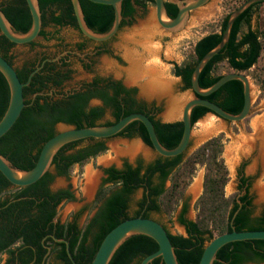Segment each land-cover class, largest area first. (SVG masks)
<instances>
[{
    "label": "trees",
    "instance_id": "obj_1",
    "mask_svg": "<svg viewBox=\"0 0 264 264\" xmlns=\"http://www.w3.org/2000/svg\"><path fill=\"white\" fill-rule=\"evenodd\" d=\"M59 1H67L65 12L46 16L40 10L41 27L43 28L50 22L58 25L71 24L78 27L70 0H38L39 8ZM79 2L84 20L89 28L96 32L109 30L114 19L112 5L96 3L90 0H79ZM134 2L143 8L154 1L134 0ZM262 2L250 4L236 17L227 42L200 71L198 82L201 87L210 86L222 75L215 72V67L219 62L226 61L233 71H245L256 64L262 49L261 30L254 28L251 20L256 8ZM165 6L168 15L174 17L178 10L177 5L165 1ZM0 9L14 30L26 32L30 28L32 18L27 7H0ZM134 12L135 8L132 6V0H122V19L119 27L125 22L123 19L126 16H131L127 21L129 22ZM229 13L222 17L218 31L208 32L196 40L193 46V56L190 60L174 64L173 74L181 79L183 89L191 88V73L198 60L220 41ZM42 28L38 35L46 36L47 33ZM14 44L0 32V54L10 63L11 55L9 51ZM33 69L34 66H31L27 70L19 71L16 69V72L19 79L24 82ZM42 71L46 72L41 69L34 73L30 82L23 87L25 105L12 127L0 137V154L6 157L12 166L23 170L30 169L35 164L43 143L56 133L54 127L56 121L72 124L75 127L97 125V123L93 122L87 124L81 122L80 98L62 108L51 107L49 102L40 104L38 102V97L40 98V96H36L33 99L31 97L32 93L38 90L34 87L36 80L45 77L44 74H40ZM45 75L47 77V74ZM124 89L121 83H118L115 94L120 95ZM133 91L135 92L136 88H133ZM205 97L228 112L238 113L243 106V83L239 79L228 80ZM114 100V120L104 124H111L131 112H143L152 120L162 145L172 148L179 142L183 132V122L180 119L161 121L156 118V112L158 111L156 106L148 108L145 103L137 102L128 96L115 98ZM8 101L9 86L4 75L0 72V118L7 108ZM208 111L210 110L205 106H194L190 114L192 125ZM115 136H140L145 143H150L147 131L139 120L131 121ZM105 139L107 138H103L91 148H86V152H81L78 155L65 154L64 147L66 144L61 146L51 161H56L58 164L57 174L65 175L73 163H82L88 157L104 151L106 149ZM221 139L222 134L208 138L188 158L192 163L200 162L206 166L204 189L198 202L199 212L202 217L199 220L186 218L187 205L184 204L182 211L177 216V220L184 225L186 233H171L167 230L178 264H197L199 262L205 244L214 236L212 229L208 228L206 220L212 218V216L221 215L225 218V225L220 233L232 229H264V206L258 215H253L249 193L250 184L246 185L244 194L237 197L238 191H236L230 199H225L222 210L216 204L217 199L223 198V186L227 181L226 169L221 157ZM81 140L78 139L74 142ZM183 156L184 152L175 156L157 154L153 160L147 163L138 159L134 164L124 162L121 168L115 166L105 168L107 176L104 181L111 182L113 189H111V194L106 198L103 210L81 228L74 221L57 222L54 226L55 234L69 241V249L76 264H89L104 235L123 219L132 216L149 217L153 212L160 211V200L169 193L170 189L165 187L166 180L172 171L183 163ZM238 169L241 171L243 164H240ZM0 175H2L1 172ZM2 177L4 176L2 175ZM53 178L54 175L46 171L38 180L26 186L28 188L36 187L34 193L40 194L38 196L41 202V205L39 204L40 212L31 222V226L38 228V234L42 233V228L46 225V221L55 215V210H51L48 206V199L55 197V202H58L62 198H73L72 193L67 189L57 191L55 194L50 193L48 184ZM4 179L9 182L6 178ZM243 179H247V177ZM242 186L243 184H240L238 190ZM139 189L142 190V196L136 201L139 208L133 215H129L127 212L129 202ZM94 225L97 226V231L91 236L90 232ZM7 244L8 242L1 244L0 250ZM57 245H61L59 257L62 258L64 264H72L65 251L64 243H57ZM157 248L158 244L152 237L141 233L132 234L116 248L107 264H140L144 256ZM263 261L264 239H246L224 244L218 249L212 264H245L247 262ZM148 264H164V261L161 256H157Z\"/></svg>",
    "mask_w": 264,
    "mask_h": 264
},
{
    "label": "rangeland",
    "instance_id": "obj_2",
    "mask_svg": "<svg viewBox=\"0 0 264 264\" xmlns=\"http://www.w3.org/2000/svg\"><path fill=\"white\" fill-rule=\"evenodd\" d=\"M242 1L209 0L200 8L191 11L184 26L176 30H166L158 24L154 2L148 3L143 8L138 7L133 18L121 27L115 39L108 44L111 55L100 54L94 57L92 67L103 75L111 74L114 78L120 79L126 86H134L138 99L154 103L158 108L156 118L161 121L178 120L181 117L184 102L193 96V92L190 88H182L180 78L173 74L174 64L190 60L196 40L208 32L218 31L222 17ZM251 24L254 28L261 30L262 49L256 64L243 71L248 76L251 85L250 114L238 123L208 112L192 126V136L184 152L183 163L173 170L166 180L165 187L170 189L169 193L160 200V211L152 213V216L158 218L171 233H185L183 225L177 220L182 205H187L186 218L199 220L202 217L198 202L204 189L206 166L200 162L192 163L188 158L205 140L218 134H222L221 157L226 169L227 181L223 186V198L217 199L216 204L222 210L224 200L230 199L236 193L237 168L243 164V171L250 180L249 192L253 215H258L264 206V166L260 159L259 145L250 144L244 140L255 134L256 121L260 122L264 129V1L256 8ZM45 30L49 33V39L45 40L42 36L37 37L36 46L33 49L30 46L18 44L10 50L14 65L20 66L23 61L33 59L37 52L56 56L64 49L71 50L72 55H81L82 52L90 50V47L82 52L74 49L73 44L79 38L76 29L69 26L48 25ZM139 67H144L143 71ZM73 68L71 74L73 82L89 78L79 64H75ZM150 68L163 79L171 81V86L166 85V89L163 82L158 80L151 82ZM134 71L137 74L133 77L132 72ZM231 71L233 69L227 65L226 61L219 62L215 67L216 73L224 74ZM104 118L111 119L108 111L105 112ZM133 140L139 141L142 150L135 152L128 148ZM105 146L104 151L81 164H74L67 174L54 175L51 188L69 187L74 195L72 200L62 201L58 205L57 216L60 220H65L72 212L83 208L78 218L79 225H83L94 213L99 198L111 187L108 184L101 185L104 167L110 165L120 167L124 160L134 164L140 159L147 163L156 156V152L138 136L107 138ZM49 170L54 173L52 167H49ZM93 174L97 176V184L92 194L86 195L83 188L88 175ZM98 190L101 193L99 198H96ZM140 196L141 190L139 189L134 193L130 202L128 208L130 213ZM223 218L217 215L206 219L208 228L212 229L214 235L223 229L225 225V218ZM245 264L264 263L247 262Z\"/></svg>",
    "mask_w": 264,
    "mask_h": 264
},
{
    "label": "water",
    "instance_id": "obj_3",
    "mask_svg": "<svg viewBox=\"0 0 264 264\" xmlns=\"http://www.w3.org/2000/svg\"><path fill=\"white\" fill-rule=\"evenodd\" d=\"M73 12L80 31L93 40H106L112 37L119 29L122 0H90L96 3L110 4L113 6L114 19L111 27L106 32H96L88 27L81 10L79 0H70ZM155 4V16L158 24L166 30H176L184 26L191 11L206 4L209 0H153ZM165 1L175 3L178 7L174 17H170L166 11ZM264 0H243L228 15L225 28L220 41L209 49L198 60L191 73V90L193 96L187 99L182 107L180 120L183 122V132L179 142L172 148H167L159 141L154 125L149 116L143 112L128 113L111 124H97L93 126L75 127L72 125L58 124L56 133L48 138L42 145L35 164L30 169H19L11 165L10 161L0 154V172L14 185L26 186L38 180L50 167L52 158L57 150L64 144L83 139L111 138L120 132L133 120H139L144 125L150 143H145L155 152L163 156H175L189 146L192 136L191 110L196 105L207 107L210 113L225 120L241 122L250 114L251 109V85L248 76L243 71H231L222 74L213 84L201 87L198 82L199 73L205 64L218 53L227 42L234 20L243 10L254 2ZM32 22L26 32L13 29L11 23L0 9V32L15 44H24L38 37L41 29V11L38 0H26ZM39 67L30 72L26 81L22 82L14 66L0 54V72L4 75L9 86V101L7 108L0 118V137L4 135L14 124L25 105L23 87L27 85ZM231 79H239L243 83V106L238 113H231L223 109L217 103L205 96L218 89L222 84ZM207 112V113H208ZM146 234L152 237L158 244V248L144 256L140 264H148L155 257L161 256L164 264H178L174 253L173 244L169 238L166 228L158 221L150 217L132 216L123 219L113 226L102 238L91 262L89 264H107L116 248L132 234ZM185 234V233H184ZM246 239H264V229L224 231L214 235L204 246L199 262L197 264H212L216 253L224 244ZM66 244V251L72 264H76L69 249V243L65 239H58ZM255 263H264L255 262Z\"/></svg>",
    "mask_w": 264,
    "mask_h": 264
},
{
    "label": "flooded vegetation",
    "instance_id": "obj_4",
    "mask_svg": "<svg viewBox=\"0 0 264 264\" xmlns=\"http://www.w3.org/2000/svg\"><path fill=\"white\" fill-rule=\"evenodd\" d=\"M67 4V1H59L57 3L45 5L40 8V10L46 16H51L52 14H63L65 12ZM15 6H25L28 8L26 0H0V7L14 8ZM132 6L135 8V12L138 7L141 8L138 4L134 2V0H132ZM134 14L132 15V18ZM130 18L131 16H126L123 19V21L125 22L119 27L118 31L112 37L100 41L86 37L75 25H58L50 22L43 28L41 27L46 33L47 31L45 30V27L48 25H52L54 27L69 26L73 29H76L79 34L78 40H76L73 44L74 49L78 52H82L86 48L90 47V50L82 52L83 54L81 55H72L71 50L64 49L62 52L59 53V55L56 56H52L51 54L45 52H37L33 59L23 61L20 66L14 65L12 55L10 54L11 63L14 68L19 71L27 70L31 66H34V69L39 67L36 72L41 69L46 71L40 72V74H44L45 77L43 79L38 78L36 80L34 87H36V89L38 90H35L31 95L33 99L36 98V96H40V98L38 97V102L40 104L49 102L51 104V107L56 106L62 108L65 107L68 103L73 102L77 98H80L82 109L81 122L83 124H87L90 122L104 124L108 121H113L115 98L118 99L120 97L128 96L135 99L137 102L145 103L148 108H152L153 106H155L154 103H148L137 98L136 92L133 91V88H135L134 86H126L121 82L120 79L114 78L111 74L103 75L92 67L94 57L100 54H106L107 56L111 55V51L108 48V44L115 39L121 27L126 24ZM48 35L49 33H47L46 36L38 35V37L42 36L45 40H48ZM36 39L20 45L30 46L33 49V47L36 46ZM15 45L18 44H14L11 49ZM75 64H79V66H81V68L89 75V78L79 79L73 82V77L71 76V74ZM45 74H47V77ZM118 83H121V85L125 88L120 95L115 94V89L118 87ZM106 111L110 113L111 119L104 118ZM60 123L72 125L62 121H56L54 123L56 131L57 125ZM102 139L103 138L87 137L83 138L81 141H70L66 143V146L64 147V153L69 155H78L81 152L84 153L86 152V148H91L94 144H96L98 141H101ZM157 154L158 153L156 152V155ZM124 162L128 161L124 160L121 166L117 168H121ZM74 164L81 163L75 162L72 164V166ZM50 167L53 168L54 173H52L49 169L47 171L52 173L53 175H58L57 162H51ZM105 168L106 167L102 169L101 185L103 186V184H108L111 187L107 190V192L103 193L100 198V189L97 191L96 198H99V203L96 206L94 213L84 222V224L93 219L95 216L98 215V213L103 210L106 198L111 194V189H113L111 182L104 181V178L107 176V174L105 173ZM2 175H0V245L6 242H8V244L2 250H0V264H64L62 258L59 257L61 245H57V243H64L65 251L66 244L61 240H57V238L65 240L67 239L64 237L57 236L55 234V223H66L74 221L80 228L84 225H79L78 223V218L83 208L72 212L70 216L63 221L60 220L57 216L58 205L62 201H69L74 198L71 189L69 187L52 189V181L48 184V190L50 191V193L55 194L57 191L67 189L72 193L73 198H62L58 202H55V197L48 199V206L49 208H51V210H55V215L51 219L46 221V225L42 228V233L38 234V228L35 226H31V222L37 217L38 213L40 212L39 207L41 205L40 198H38L40 194L37 192L34 193L36 187L28 188L26 187L28 185H14L11 182H6V180L4 179L5 177H2ZM244 177H247V179H243ZM240 184H243V186L238 190V186ZM247 184H250L249 177L244 173L243 169L239 171V169L237 168V197L244 194ZM132 199L133 196L130 202L132 201ZM183 206L184 205H182L180 212L182 211ZM128 208L127 212L129 213V215H133L136 210H138L139 206L136 204L132 213L128 211ZM149 217L164 225L158 218L152 216V214H150ZM164 227L166 228V230H168L165 225ZM96 231L97 226L94 225L90 232L91 236L94 235Z\"/></svg>",
    "mask_w": 264,
    "mask_h": 264
},
{
    "label": "bare ground",
    "instance_id": "obj_5",
    "mask_svg": "<svg viewBox=\"0 0 264 264\" xmlns=\"http://www.w3.org/2000/svg\"><path fill=\"white\" fill-rule=\"evenodd\" d=\"M132 68V66H131ZM139 68H142L141 70L143 71V68L144 67H139ZM137 68V70L139 69ZM148 69V68H147ZM146 71V69H144ZM140 71V70H139ZM148 71V70H147ZM146 71V72H147ZM150 71L151 73L149 74V77L150 75L152 74V80L151 82H155L156 80L160 81V82H163V85L164 86H168L170 87L171 86V81L169 80H166L165 78L163 79L159 74H156L157 72L156 71H152L151 68H150ZM158 71V70H157ZM149 72V71H148ZM130 73V72H129ZM138 73H141V72H138ZM131 74V73H130ZM137 74V72H132V76L134 77L135 75ZM159 82V83H160ZM167 86H166V89H167ZM164 89V88H163ZM162 89V90H163ZM146 90V89H145ZM255 127H256V132L255 134H253V136H250V137H246L244 138L245 142H249L250 144H254V143H257L259 145V149H260V155H261V163L262 165L264 166V129L261 125L260 122L256 121L255 122ZM129 149L137 152V151H140L142 150V145L139 143V141L137 140H133L131 143H129V146H128ZM96 182H97V176L96 175H88V178L86 180V183H85V186H84V192L86 195H90L94 188H95V185H96ZM261 194H263L261 192Z\"/></svg>",
    "mask_w": 264,
    "mask_h": 264
}]
</instances>
